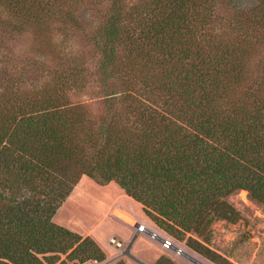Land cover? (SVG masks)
<instances>
[{"label": "trees", "instance_id": "16d2710c", "mask_svg": "<svg viewBox=\"0 0 264 264\" xmlns=\"http://www.w3.org/2000/svg\"><path fill=\"white\" fill-rule=\"evenodd\" d=\"M122 1L110 0V16L92 37L100 79L118 82L104 84L102 114L48 92L0 95V264L105 261L91 238L52 220L82 177L114 182L178 241L187 233L207 241L214 222L235 223L239 215L225 198L237 191L264 206V74L247 66L254 44L203 31L211 3L232 0H140L130 18H139L142 41L127 56L117 43L135 38L122 25ZM5 2L29 20L55 5ZM248 15L264 30V0ZM135 79L155 108L133 94ZM186 246L219 258L193 239ZM154 264L173 263L160 257Z\"/></svg>", "mask_w": 264, "mask_h": 264}, {"label": "rangeland", "instance_id": "374dc122", "mask_svg": "<svg viewBox=\"0 0 264 264\" xmlns=\"http://www.w3.org/2000/svg\"><path fill=\"white\" fill-rule=\"evenodd\" d=\"M144 2L148 4L151 0ZM209 2L206 0L207 4ZM138 3L140 0L120 3L122 11L126 12L122 25L126 30L131 26L135 38L130 45L124 38L125 47L117 43L118 51H123L125 56L131 51V45L142 41L141 32L134 30L139 18H130ZM258 3L259 0H232L231 5L222 1L211 3L214 11L209 13V22L203 29L208 34L246 38L253 43L254 50L247 62L252 75L264 74V30L253 20L254 17L248 15ZM9 4L0 0V95L13 93L29 97L38 91L48 92L67 104H84L94 115L102 114L105 109L103 86L117 87L118 82L100 79L101 53L94 46L92 37L110 16V0H55V5L30 20L25 12L21 13L22 17H17ZM196 9L201 12L200 5ZM237 10L245 15L238 18L234 14ZM33 12L39 13L37 10ZM154 15L155 12L146 13L143 18ZM259 42L262 44L258 46ZM132 82L136 83L133 94L146 106L155 108L154 95L141 92L138 80ZM128 87H132L131 83ZM120 193L115 183L98 185L82 177L52 219L58 226L91 238L103 250V263L85 264H138L122 255L133 239V235L130 236L133 228L127 226L136 223L131 218L143 222L148 231L170 240L183 253L178 255L173 250L164 249L159 241L141 233L129 253L143 264H154L160 257L173 264H264V206L252 200L247 191H237L225 198L239 219L235 223L214 222L207 233V241L190 233L182 241L170 238L151 224L139 203ZM189 238L208 248L219 257L218 260L212 262L189 249L186 246Z\"/></svg>", "mask_w": 264, "mask_h": 264}, {"label": "built area", "instance_id": "2783aa9c", "mask_svg": "<svg viewBox=\"0 0 264 264\" xmlns=\"http://www.w3.org/2000/svg\"><path fill=\"white\" fill-rule=\"evenodd\" d=\"M137 226H138V227H137V232H138V233H146V234H148V235L150 236L151 239H154V240L159 241L160 244H161V247H162V248H164V249H169V250H173V251H175L176 254H178V255L183 254V253L181 252V250H179L177 247H175V246L172 244V242H171L170 240L165 239V238H161V237H159L156 233L151 232V231H148V230L145 228V226H143V225L138 224ZM119 243H120V242H119ZM119 243H117L116 246H118Z\"/></svg>", "mask_w": 264, "mask_h": 264}, {"label": "crops", "instance_id": "0c3cea01", "mask_svg": "<svg viewBox=\"0 0 264 264\" xmlns=\"http://www.w3.org/2000/svg\"><path fill=\"white\" fill-rule=\"evenodd\" d=\"M111 184H114L113 182H111V183H109V184H107V185H111ZM116 185V184H115ZM117 186V185H116ZM118 187V186H117ZM119 188V187H118ZM120 189V188H119ZM120 194L121 195H123V196H127V195H125L124 194V192L120 189ZM128 197V196H127ZM130 198V197H129ZM115 209H117V208H115ZM119 212H121V213H123L122 211H120L119 209H117ZM123 214H125V213H123ZM144 214V213H143ZM126 215V214H125ZM126 216H128V215H126ZM129 217V216H128ZM146 217V216H145ZM129 218H131V217H129ZM147 218V217H146ZM132 220H134L136 223L133 225V226H130V225H127V226H129L130 228H133V230H132V232H131V235L130 236H132L133 235V238L134 237H136V238H138V236L141 234V233H138L137 232V228L135 227L136 225H138V224H140V225H143V226H145L144 225V223L143 222H139V221H136L135 219H133V218H131ZM148 219V218H147ZM122 223H124V222H122ZM125 224V223H124ZM152 224V223H151ZM154 226V225H153ZM155 227V226H154ZM145 228H146V226H145ZM156 228V227H155ZM157 229V228H156ZM157 230H159V229H157ZM160 231V230H159ZM161 232V231H160ZM131 249H133V247H131ZM102 250V249H101ZM103 251V250H102Z\"/></svg>", "mask_w": 264, "mask_h": 264}, {"label": "water", "instance_id": "95a60500", "mask_svg": "<svg viewBox=\"0 0 264 264\" xmlns=\"http://www.w3.org/2000/svg\"><path fill=\"white\" fill-rule=\"evenodd\" d=\"M135 227L137 228L138 226L136 225ZM135 239H136V237H134V238L130 241V243H129L128 246H127V249L122 253V255H125V256L129 257L130 259H132L133 261H135V262L138 263V264H143V263L139 262L138 260H136L135 258H133V257L130 255V253H129V250H130V248H131V246H132V244H133V242H134Z\"/></svg>", "mask_w": 264, "mask_h": 264}]
</instances>
